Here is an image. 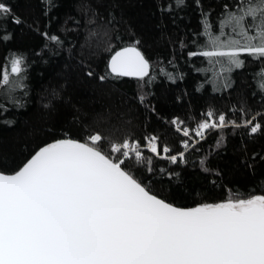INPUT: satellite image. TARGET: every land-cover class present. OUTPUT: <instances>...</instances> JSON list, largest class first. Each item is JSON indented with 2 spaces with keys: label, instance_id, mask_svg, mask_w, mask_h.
Instances as JSON below:
<instances>
[{
  "label": "trees",
  "instance_id": "16d2710c",
  "mask_svg": "<svg viewBox=\"0 0 264 264\" xmlns=\"http://www.w3.org/2000/svg\"><path fill=\"white\" fill-rule=\"evenodd\" d=\"M128 44L148 75L111 72ZM63 137L176 205L264 195V0H0V170Z\"/></svg>",
  "mask_w": 264,
  "mask_h": 264
},
{
  "label": "water",
  "instance_id": "95a60500",
  "mask_svg": "<svg viewBox=\"0 0 264 264\" xmlns=\"http://www.w3.org/2000/svg\"><path fill=\"white\" fill-rule=\"evenodd\" d=\"M109 68L144 77L151 62L128 44ZM0 264H264V200L176 205L101 149L58 138L0 170Z\"/></svg>",
  "mask_w": 264,
  "mask_h": 264
},
{
  "label": "rangeland",
  "instance_id": "374dc122",
  "mask_svg": "<svg viewBox=\"0 0 264 264\" xmlns=\"http://www.w3.org/2000/svg\"><path fill=\"white\" fill-rule=\"evenodd\" d=\"M210 123H212V122H210ZM200 128L201 129H199V133L202 134L203 133V128H202V126H200ZM147 146L149 148L155 149L156 144H155V142L153 140H149L148 143H147ZM115 147L118 148V149L123 148L125 150V153H129L132 150H135L137 153H140L139 146H137L136 142L126 141V142H123V145H117L116 144ZM255 198H259V199L264 200V195H258V196L252 197V198H250L248 200H237V201H231V202L234 203V204H237V203H241V202H245V201H250V200L255 199Z\"/></svg>",
  "mask_w": 264,
  "mask_h": 264
},
{
  "label": "built area",
  "instance_id": "2783aa9c",
  "mask_svg": "<svg viewBox=\"0 0 264 264\" xmlns=\"http://www.w3.org/2000/svg\"><path fill=\"white\" fill-rule=\"evenodd\" d=\"M117 145H123V142L122 143H118Z\"/></svg>",
  "mask_w": 264,
  "mask_h": 264
}]
</instances>
